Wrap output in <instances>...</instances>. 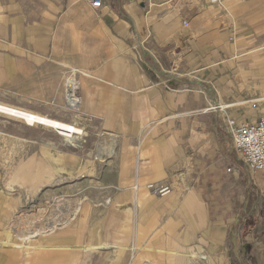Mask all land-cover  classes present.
Wrapping results in <instances>:
<instances>
[{
  "label": "crops",
  "instance_id": "1",
  "mask_svg": "<svg viewBox=\"0 0 264 264\" xmlns=\"http://www.w3.org/2000/svg\"><path fill=\"white\" fill-rule=\"evenodd\" d=\"M74 70L90 148L44 143L70 175L42 194L0 163V264H264V170L227 126L264 115V0H0L1 102L65 104Z\"/></svg>",
  "mask_w": 264,
  "mask_h": 264
},
{
  "label": "rangeland",
  "instance_id": "2",
  "mask_svg": "<svg viewBox=\"0 0 264 264\" xmlns=\"http://www.w3.org/2000/svg\"><path fill=\"white\" fill-rule=\"evenodd\" d=\"M74 74H75V77H76L78 84H79V90H80L81 99H82L81 82H82L83 76L85 74L83 75L82 72H79L77 70H74ZM70 76L74 77L72 72L68 73L65 77V80H64L65 87H66V82ZM64 99H65V94H64ZM61 104L62 103H60V104L56 103L55 105H52L49 107H47V106L33 107L32 110L48 114L49 116H51L53 118H57V119L60 117H67V116L71 117V115L73 118L74 114L76 113V110L69 111L66 107V103L65 104L63 103L62 105ZM79 124H80V121H79ZM81 128H83V127H81ZM83 130L85 133H88L87 129L83 128ZM11 134H13V137H11ZM15 135H17V137ZM49 142L50 143L63 142V144H66V143H64L65 141L63 140L61 135H59L54 130L45 129L41 126H28L25 123H23L22 121H19L18 119H13V118H10V117H7V116L0 114V163L2 162V165H10V163H12V162L18 164V180H19V182L24 181L27 183V186L25 187L24 191L22 192V194H24V195L29 196V194L31 195L32 193H35V194L41 193L42 194L43 188H44V182L49 183V181L51 180V185H53L56 183V178H54L55 176H59V175L68 176V175H70V173H67L68 171H66V170H65L66 172L59 171L56 168L51 169L49 166H47V165H49L48 164L49 162H51V166L60 165L61 164L60 162H62V160L57 157V151L56 150H52V149L50 150L49 149V150H46L44 152L41 151L44 143H49ZM82 142H83V145H82ZM90 142H91V139L89 137H87V136L85 137V135H83V139L81 140V143L78 146H69L67 144H66L67 146L66 145L65 146L68 149H70V148L71 149H76V148L80 149L79 147L82 145V147H84L83 150H85L86 148H90ZM35 156L40 157L42 159H45L47 161L46 165H42L43 171H42V175L39 177H34L33 175H30V171L32 172V170L25 169V167H24L25 166L24 164L28 160L32 159ZM85 176H87V175H85ZM63 181H65V180H63ZM73 182L74 181H71L68 179L67 180L68 186L63 185L57 191H53V192L50 191V193L51 192L52 193H62V194L74 193V189H72V188H74ZM52 188H53V186H52ZM48 190H49V188H47V191ZM50 190H52V189H50ZM89 190H91V187H87V191H89ZM19 193H21V192H19ZM34 205L35 206H33L32 212L35 216L36 225H39L42 223L41 218H43L44 213L46 212V210L48 211V209H46V207L44 209L42 202H35ZM55 205H57L56 202L51 203L47 207L55 206ZM39 219H41V221H39ZM25 220L26 219L24 217L21 218V221L25 222ZM43 225H44V223H43ZM34 230H39V229L35 228ZM30 231H32V230H30ZM25 232H27V230L21 229L18 237H15L13 235L16 238V242H18V243L22 242L21 237L23 236L22 234ZM7 235H9V233L2 234L0 236V241L6 240L5 237L11 239L10 235L9 236H7ZM24 248H25V245L23 248L20 245L19 249H24ZM38 255L39 254L36 252V257Z\"/></svg>",
  "mask_w": 264,
  "mask_h": 264
},
{
  "label": "bare ground",
  "instance_id": "3",
  "mask_svg": "<svg viewBox=\"0 0 264 264\" xmlns=\"http://www.w3.org/2000/svg\"><path fill=\"white\" fill-rule=\"evenodd\" d=\"M221 3L224 0H220ZM74 77V71H72ZM72 76L66 82L65 87V103L66 107L69 111H74L79 107L81 101V93L79 90V84L76 79ZM226 106V105H225ZM0 114L18 119L29 126H41L46 129H51L56 131L65 143L69 146H78L83 139V134L85 133L83 128L80 127L79 121L76 120L75 114L71 121H64L61 119L53 118L45 113L34 111L32 109L19 107L13 104L5 103L0 101ZM47 161L40 157H33L28 160L24 165L25 169L32 170L30 171V175L34 177H39L42 175V165H46ZM27 171V170H26ZM13 189H18L19 192H23L25 187L27 186L26 182H22L18 180V185H10ZM52 207V206H51ZM41 208V207H40ZM45 209V207H44ZM48 209V207H46Z\"/></svg>",
  "mask_w": 264,
  "mask_h": 264
},
{
  "label": "built area",
  "instance_id": "4",
  "mask_svg": "<svg viewBox=\"0 0 264 264\" xmlns=\"http://www.w3.org/2000/svg\"><path fill=\"white\" fill-rule=\"evenodd\" d=\"M92 7L100 8L103 0H85ZM213 3H220V0H210ZM175 68V63L173 64ZM80 102V98H79ZM257 103H252L251 107L256 108ZM211 108L224 109L221 105H215ZM227 126L233 137L234 148L250 170H264V115H260L257 119H237L230 117L227 120ZM148 189L157 196H166L172 193L173 189L170 185H161L156 183H148Z\"/></svg>",
  "mask_w": 264,
  "mask_h": 264
}]
</instances>
